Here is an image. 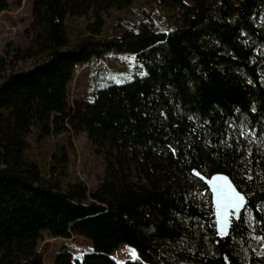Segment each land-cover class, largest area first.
<instances>
[{"label":"trees","instance_id":"1","mask_svg":"<svg viewBox=\"0 0 264 264\" xmlns=\"http://www.w3.org/2000/svg\"><path fill=\"white\" fill-rule=\"evenodd\" d=\"M131 1L31 0L26 45L0 56V264H42L44 231L90 243L76 258L57 251L51 264H117L122 245L135 255L121 264H264V0H145L176 9L179 23L153 30L148 14L122 30L118 18L97 35L103 12ZM7 6L0 0V12ZM89 12L94 22L72 41ZM106 54L134 57L128 77L69 101L75 66ZM79 131L104 173L95 188L75 177L64 190L55 160ZM29 135L41 146L59 137L44 172ZM195 169L228 174L251 219L243 211L218 235Z\"/></svg>","mask_w":264,"mask_h":264},{"label":"rangeland","instance_id":"2","mask_svg":"<svg viewBox=\"0 0 264 264\" xmlns=\"http://www.w3.org/2000/svg\"><path fill=\"white\" fill-rule=\"evenodd\" d=\"M183 1L186 4L192 3L191 0ZM7 2V8L0 12V56H3L5 49L12 44L15 46L26 45L25 30L32 20L31 0H7ZM148 14L150 18L146 19V23L153 30H168L175 23H179L176 21V9L156 5L150 6L145 0H132L125 8L117 4L104 11L105 22L97 35L113 32V26L118 18H123L128 22V25L121 26L122 30L134 29L142 17ZM93 22L94 17L90 12L85 16L78 17L76 24L81 31L78 30L71 35L72 41L76 40V35L84 32L86 24ZM34 63L33 59L18 61L15 69L24 70L30 68ZM134 63L132 55L106 54L100 60L91 58L87 63L75 66L67 87L69 101H81L84 98L89 100L101 87L122 81L128 77ZM28 138L33 143L31 152L44 172L48 162L53 159L52 149L55 151L59 148L58 146L55 149L56 143L53 144V142L58 141L59 137L49 139V142L43 146L35 142L31 135ZM42 157H44L43 160ZM55 162L58 169L62 171L61 188L64 190L74 181L75 177L82 180L87 188H95L99 184V177H102L105 169L103 155L95 151V147L88 140L84 131L69 134L63 147V158L61 161L55 160ZM248 177L249 169L244 168L241 172V189L246 193L249 192L248 188L251 186ZM135 180L138 181V178L135 177ZM262 210L264 211V208ZM244 214L251 219L250 211L245 210ZM42 234V240L39 241L37 247L38 251L41 252L43 247H46L42 253V264H51L55 253L61 249L68 250L72 257L76 258L82 250L88 249L90 244L89 240L81 235H73L70 239H64L51 237L47 231ZM132 256V250L125 245L120 246L113 253L117 264H121L123 259Z\"/></svg>","mask_w":264,"mask_h":264},{"label":"water","instance_id":"3","mask_svg":"<svg viewBox=\"0 0 264 264\" xmlns=\"http://www.w3.org/2000/svg\"><path fill=\"white\" fill-rule=\"evenodd\" d=\"M193 175L197 179H199L203 184H205L206 187L208 188V191L210 193L211 204L213 206V220H214V223H215L216 231H217V228H218L217 222L221 219V216L219 214L218 207H217V202H218V198L219 197H218L217 191L215 190V185L216 184L230 183L232 185V187H234L235 190L237 192H239L241 196L244 197V202L238 209H233V208L228 209L229 220H230L231 223H232V218L237 219V218L240 217L241 213L244 211V209L246 207L247 196H246V194L243 191H241L237 187V185L233 182V180L231 179V177L228 174H226L225 172L204 173V172H201V171L195 169L193 171ZM217 177H226L227 180L226 181L218 180ZM231 223H230V226H229V231H230V228H231Z\"/></svg>","mask_w":264,"mask_h":264},{"label":"snow or ice","instance_id":"4","mask_svg":"<svg viewBox=\"0 0 264 264\" xmlns=\"http://www.w3.org/2000/svg\"><path fill=\"white\" fill-rule=\"evenodd\" d=\"M253 111H255V109H253ZM173 152H175L174 149ZM217 179L224 181L227 180L226 177H217ZM215 190L219 197L217 207L221 216V219L217 222V234L223 238L229 235V226L231 222L229 220L228 209H238L243 204L244 197L241 196L230 183L216 184ZM261 239H264V237ZM133 254L135 255V250H133Z\"/></svg>","mask_w":264,"mask_h":264}]
</instances>
